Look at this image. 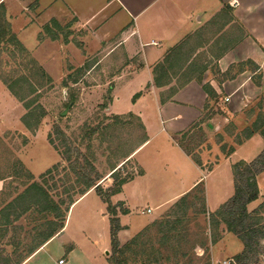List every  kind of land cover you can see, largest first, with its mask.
I'll return each mask as SVG.
<instances>
[{
	"label": "rangeland",
	"instance_id": "1",
	"mask_svg": "<svg viewBox=\"0 0 264 264\" xmlns=\"http://www.w3.org/2000/svg\"><path fill=\"white\" fill-rule=\"evenodd\" d=\"M65 17L58 19L59 28L50 24L51 32L58 35L54 40L60 44V51L58 48L47 46L35 49L34 39L22 34L21 41L17 39L24 42L25 46L21 44L27 47L26 53H21L14 48H8L0 53V76L9 79L25 76L35 88L34 92L27 94V99H34L31 103L32 108L42 110V117L37 127L27 128L22 122V117L26 114L28 122H32L34 117L29 115V110L0 79L2 87L0 88V209L4 203L21 192L30 181L25 173H31L33 180L41 182L40 176L53 165L58 166L52 170L50 177L46 175L50 179L47 180L46 185L55 201L59 198L65 201L61 204L65 220L67 218L63 234L58 233L59 235L53 237V241L49 242L34 259L28 260L25 264H54L58 258L70 259L68 264H114L116 260L121 259V256L116 257L112 248L110 232L112 215L108 207H115L117 213L114 217L119 223V216L124 214L121 213V209L125 208L127 213L129 211L126 206L127 200L128 204L134 208L131 217L137 222L140 221L141 224L140 228L127 239L125 232L118 237L121 229L119 223L120 228L116 234L119 247L137 237L136 243L122 256L126 261L125 264L234 263L235 256L243 249L242 241L235 234L228 232L224 224L212 225L208 222L209 213L212 212L206 208L203 182L187 195L189 206L182 218L183 221L177 226V233H165L157 222L168 213L171 205L180 197L160 214H158L159 209H153L152 212L149 211L150 213L146 211L147 206H157L159 202L171 197L170 181L177 182L180 176L173 170L168 159H175L179 163L176 155L178 150L165 145L167 136L162 134L152 139L148 146L136 155V158L132 156L133 150L147 141L146 139L142 142L144 136L147 137V133L141 118L136 114L129 115L128 113L131 112L121 114L113 112L125 110L126 106L133 101V96L136 93L140 96L141 92H131V87L122 85L118 94L120 97L111 111L109 105L116 96L113 93V79L121 72L124 74L132 72L133 66L140 61L139 57L128 59L120 49L107 54L103 48L93 49L86 54L80 42L83 30L76 26L72 27L73 20ZM207 29L206 35L210 36L217 28L214 24ZM28 33L30 32H25V34ZM40 35L41 38L37 39L39 41H53L43 28ZM220 43L221 41L217 45ZM192 45L189 40L184 45L185 48H182L183 53L194 47ZM33 48L34 52L29 51ZM210 50L216 52L218 46L213 48L212 43L205 45L203 51L207 56L210 55ZM60 55L64 57L62 63L58 60ZM196 55L198 56L194 52L193 56ZM200 58L203 63H206L205 58L202 59L201 55ZM31 59L35 60L37 66L31 64ZM41 64L46 69L43 70L49 79L41 76L37 70ZM246 67L250 68L251 65L246 64ZM240 68L241 66L236 64L232 71H240ZM184 69L185 66L180 71L172 72L169 84L159 89L160 100L170 101L177 89L185 83V77L182 76ZM197 74L195 73V76ZM227 75H231V72L218 74L216 78L221 79ZM193 78L196 79V77ZM63 81L67 82L66 87L63 86ZM262 84L254 97L235 108L240 110L235 115L228 113L229 106L218 95L212 99L207 98L203 112L206 114L210 109V113L204 123L198 126L203 118L200 117L199 121L195 120L188 128L177 133V136L186 133L181 142L182 145H178L181 150L186 149L192 155H197L203 169L207 170L212 168L220 156L226 158L236 150L238 152L234 156L231 170L233 164L238 161L254 160L264 149V136L260 134V130L264 129L263 79ZM22 86L25 87L23 91L27 92L28 84L20 81L17 89L19 90ZM72 95L75 100L69 104L68 99ZM207 104L209 108L205 109ZM215 114H218L215 122L219 128L208 129L205 122ZM255 124L258 127L256 132L249 138H244V129L252 128ZM158 127L161 125L157 122L156 131ZM58 131H61L63 135ZM238 137L243 139L241 143L236 142ZM251 137L253 139L259 137L263 142L262 145H258L255 152L250 153L253 159L245 160V156L249 155L246 152L250 147L240 151L239 146ZM221 146L224 150L229 147L233 150L230 154H224ZM67 147H70L72 151L69 161L64 159ZM138 161H142L149 170H147L150 175L149 195L146 193L148 196L136 195L129 187L123 191V185L142 172ZM75 167L77 172L84 171L87 174L92 167V174L98 178L96 184L100 190L98 193V190L92 187L93 192L84 196L76 204L74 202L82 195L78 193L80 184L76 182L78 176L74 172ZM114 170H116L117 178L127 180L116 193H113L116 184L110 175ZM174 172L177 175L174 176ZM257 181L262 192H259V198L257 197L247 205V209L249 208L248 211L251 212L257 210L256 216L264 223V170L256 175ZM69 195L74 202L67 205ZM73 204L74 207H72ZM104 211L109 222L102 214ZM140 211L146 213L141 214ZM52 218L53 215L50 213H39L35 209H30L8 226L9 231L4 238L0 239V245L10 257L15 258L19 253L23 257L28 248L39 241L37 233L42 231L46 221ZM143 220L146 222L142 223ZM155 221H157L156 224ZM69 243L77 246L72 259L67 249ZM259 246L261 253L257 261L252 264H264V238L260 240Z\"/></svg>",
	"mask_w": 264,
	"mask_h": 264
},
{
	"label": "crops",
	"instance_id": "2",
	"mask_svg": "<svg viewBox=\"0 0 264 264\" xmlns=\"http://www.w3.org/2000/svg\"><path fill=\"white\" fill-rule=\"evenodd\" d=\"M0 2L4 4L5 16L11 31L19 40L23 35L32 37L35 49L47 46L59 50L58 41L37 39L42 28L51 19L58 23V19L67 16L65 18L73 20L72 27L76 26L83 30L80 42L86 54L93 49L103 48L107 54L120 49L128 59L139 57L140 61L133 66L132 72L126 74L121 72L113 79V93L116 96L109 109L111 111L114 103L118 101L122 85L131 87V92H141L139 98L131 101L125 110L113 112L115 114L131 112L141 118L147 133V141L137 146L132 156L136 158L152 139L162 134L167 136L165 145L178 150L175 153L179 163L175 159H168V162L172 164L173 170L180 178L177 182L170 181L171 197L169 196L168 200H163L154 207L147 206L150 212L159 209L158 214L162 213L169 204L190 192L201 182L204 183L206 208L210 212L217 210L232 196L234 183L231 164L238 151L226 158L220 156L211 169L205 168V170L202 164L197 165L181 150L173 136L188 128L195 120L199 121L205 114L203 106L207 101V94L203 84L207 83L211 90L229 106L228 113L233 115L240 111L235 108L242 106L259 92L263 85L262 79L264 80V0H0ZM214 24L217 28L215 33L207 36V27ZM25 32L30 33L25 34ZM184 40L187 42L190 40L192 46L197 47L195 50L198 54L197 62L202 64L200 68L204 69L197 74L196 79L185 80L170 101L162 103L159 90L161 87L153 84L152 69L170 48ZM220 41V45H217ZM211 43L213 48L218 46V51L210 50V55L207 56L203 50L205 45ZM34 48L28 50L34 52ZM182 48L185 46L183 45ZM200 55L202 59L205 58L206 63L200 60ZM58 60L62 63L64 57L60 55ZM248 61L252 63L250 68L246 67ZM236 64H240V71H232ZM40 66L46 70L42 64ZM227 72L229 74L231 72V75L221 79L216 78L218 74ZM0 88H2L1 84ZM2 91L4 93V90ZM217 115L210 116L209 121L205 122L208 129L219 128L215 122ZM157 122L161 127L156 131ZM201 123H204V120ZM262 142L259 137L254 139L251 137L239 146L240 151L250 147L246 152L249 155L245 156V160L253 159L250 153L255 152ZM138 163L142 172L126 182L123 191L129 187L136 195L144 196L146 193L149 195V170L142 161ZM175 172L174 176L177 175ZM257 187L259 198L262 189L258 181ZM92 192V189H89L74 204ZM127 201L126 206L129 211L119 216L121 229L118 237L125 232L128 239L140 228L141 223L131 217L134 208ZM141 211V214L146 213ZM102 214L109 222L106 212ZM66 220L59 234H63ZM53 237L21 264L34 259L49 242L53 241ZM67 247L72 259L77 246L69 243ZM69 262L70 259L65 260V264Z\"/></svg>",
	"mask_w": 264,
	"mask_h": 264
},
{
	"label": "trees",
	"instance_id": "3",
	"mask_svg": "<svg viewBox=\"0 0 264 264\" xmlns=\"http://www.w3.org/2000/svg\"><path fill=\"white\" fill-rule=\"evenodd\" d=\"M50 24H53L57 28H59L57 21L51 19L50 22L45 25L43 29L51 39H57L58 35L57 33L51 32ZM39 38H41V35H39ZM186 43L187 41L184 40L182 43L170 48L163 56V59L153 67L152 78L153 84L156 87H162L167 85L170 82V75L173 74L172 72L180 71L184 68V66L185 69L183 70L182 76L186 78L185 80L196 77L195 73L203 71L204 68H200L202 64H198L197 62V55L193 56L197 48L195 45L194 47H191L187 50V54L183 53L182 47ZM8 48H14L20 51L21 53H26L25 47L21 44L15 34L11 31L10 24L5 16L4 4L0 2V53L4 52ZM248 63L252 64L250 61H248ZM31 64L37 66L35 60L33 59H31ZM238 65L240 66V64ZM37 70H39L41 76L49 79V77L41 67H38ZM226 74L229 73L227 72ZM0 79L6 85L8 90L19 101L22 102L23 106L27 110H29V115H32L34 117V120L32 122H28L25 114L22 117V122L24 123V125L29 129H35L40 122V118L42 117V110L38 111V108H32L31 103L34 101V99H27V94L34 92L35 88L29 83L28 79L25 76L16 77L15 79H9L5 78L4 76H0ZM20 81H24L28 84V89H26L27 92L23 91L25 89V87L23 86L19 87V90L17 89V85ZM63 86H67L66 81H63ZM203 89L207 94L208 99H212L216 96V94L211 90L208 85H203ZM138 96L139 93H136L133 96V100ZM74 100L75 98L72 95L69 97L68 103L70 104ZM163 101L164 99H161V102ZM208 108L209 106L207 104L205 109ZM209 113L210 109L206 114H204L201 121H199V124L209 116ZM128 114L133 116V113ZM256 126L257 124H255L252 128L246 127L243 131V137L249 138L251 135H253L258 128ZM58 133L63 135L61 131H58ZM260 134L264 136V129L260 130ZM185 135L186 133L182 134L181 136L175 135L173 136V139L175 142H177L178 145H182L181 142ZM146 139L147 137L145 135L142 142H144ZM242 140L243 139L241 137H238L236 142L241 143ZM49 141L50 143H52L51 139H49ZM220 148L224 154H230V151L232 152L233 150L232 147H229V149L227 150H224L223 146H221ZM71 152V148L67 147L64 157L65 160L69 161L71 159ZM183 152L186 155L190 156L191 159L197 165H201V161L197 155H192V153L186 149H184ZM57 166L58 165H53L50 169L46 171V173L41 175V182L33 180L31 173H25L30 181H28V183L25 185L24 189L21 192L17 193L12 199L4 203L3 207L0 209V239L6 236L7 232L9 231L8 226H11L30 209H35V211L39 213H50L53 215L52 219H48L46 221L43 230L37 233V238L39 239V241L36 242L34 245H31L23 257L19 253L15 258L13 257V259L12 257H10L9 254L5 252L3 246L0 245V264H20L37 248H39L47 240H49L62 230L65 222V215L62 211L61 204L65 203V201H63V199L61 198L55 201L49 191V188L46 185L47 180H50L47 176L50 177L52 170L56 169ZM79 167L81 169L83 168L82 166ZM263 170L264 149L254 160L250 162L238 161L233 164L232 174L234 192L232 196L228 198L217 210L212 213H209L208 222L210 224H224L228 232L235 234L242 241L243 249L239 254L235 256V262L232 264H252L257 261V257H259L261 253L259 244L260 240L264 238V223H262L259 220L260 218L256 216L257 210H254L252 212L248 211L247 205L258 197L256 175ZM92 171L93 168L91 167V171H89L88 174L84 171L82 173H79L76 171V167L74 168V172L78 176L76 182L80 184L78 189L79 195H83L92 187L96 188L98 190V193H100L99 186L96 184L98 178L96 177V175L92 174ZM115 171L116 170H114L110 174L116 184V187L113 188V193L118 192L121 189L122 184L127 181L126 178H117ZM45 176L47 179H44ZM195 187H197V185ZM65 190H67V188H65ZM188 194L189 192L182 195L176 202L171 205L168 213H166L164 217H162L158 222H154L155 224L157 222V224L161 228H163V231H165V233H177V226L183 221L182 218L187 213L186 211L189 206L186 199ZM73 202L74 199H72V196L69 195L66 204H72ZM108 209L112 215L110 219L112 248L116 257L121 256V259L116 260L114 264H125L126 261L122 256L125 255L126 250L129 251L131 249V246L136 243L137 237L130 239L124 245L119 247L118 241L116 239V234L120 226L118 223V219L114 217L117 212L115 211L114 206H109ZM121 213L125 214L127 213V210L123 208L121 209Z\"/></svg>",
	"mask_w": 264,
	"mask_h": 264
},
{
	"label": "built area",
	"instance_id": "4",
	"mask_svg": "<svg viewBox=\"0 0 264 264\" xmlns=\"http://www.w3.org/2000/svg\"><path fill=\"white\" fill-rule=\"evenodd\" d=\"M146 211L149 212L150 209L147 208ZM54 264H65V260H64V258H58V259L55 260Z\"/></svg>",
	"mask_w": 264,
	"mask_h": 264
}]
</instances>
